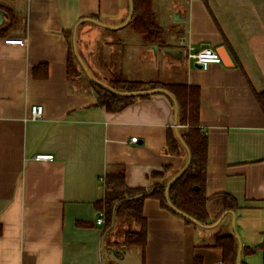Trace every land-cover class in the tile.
I'll use <instances>...</instances> for the list:
<instances>
[{
	"label": "crops",
	"instance_id": "obj_1",
	"mask_svg": "<svg viewBox=\"0 0 264 264\" xmlns=\"http://www.w3.org/2000/svg\"><path fill=\"white\" fill-rule=\"evenodd\" d=\"M0 5L14 17L0 35V264H193L194 257L220 264L221 251L206 245L217 228L236 235L238 264H264V111L254 95L264 90V0H151L163 30L159 44L144 43L128 23L119 26L129 0ZM73 29L84 65L78 62L77 76L67 72L73 37L66 33ZM102 31L114 37L93 50ZM205 45L224 53L225 63L203 69L187 57ZM113 78L199 87L205 193L237 201L234 210H223L221 199L211 198L207 224L200 225L144 198L143 255L139 247L114 254L121 222L106 229L95 206L104 175L121 165L128 187L150 190L171 181L187 154L166 149L167 130L178 127L167 93L145 94L118 111L97 104L93 81ZM34 104L43 107L38 120L30 119ZM36 152L54 158L35 162Z\"/></svg>",
	"mask_w": 264,
	"mask_h": 264
},
{
	"label": "trees",
	"instance_id": "obj_2",
	"mask_svg": "<svg viewBox=\"0 0 264 264\" xmlns=\"http://www.w3.org/2000/svg\"><path fill=\"white\" fill-rule=\"evenodd\" d=\"M132 16L128 25L139 34L146 44H159L163 33L162 28L154 21L151 9V0H131ZM6 11L8 21L0 24V35H5L13 24V13L8 7L0 5ZM74 29L68 31L67 37L72 38ZM69 38V39H70ZM67 72L71 76L79 75L78 61L74 55L72 42H70ZM80 66V64H79ZM35 70V69H34ZM34 75H37L34 72ZM43 77L46 76L44 66ZM92 87L97 96V104L108 111H118L128 105L140 95H120L111 91H140L147 89L163 88L174 100L176 107L177 133L169 128L166 132V149L169 154H189L187 168L171 182L153 186L150 190L131 188L124 182V168L121 165L110 167L104 175V194L95 203L96 209L103 213L106 229L113 222L129 220L137 228L126 230L121 241H114L117 254H122L125 249L139 247L142 255L146 241V220L142 215V201L146 197L157 198L163 207H167L181 215L186 222L206 225L209 219L208 201L211 198H220L223 210H234L237 201L226 193L206 196V158L207 137L199 126V87L187 83H161L158 81H137L125 78H113L108 84L102 85L93 81ZM108 87V88H107ZM256 100L264 111V90L254 91ZM1 229V228H0ZM213 241L206 244L221 251V263L238 264L239 243L234 233H221L214 230ZM1 232V231H0ZM256 248H245L246 253H252ZM199 257H194L193 264H201Z\"/></svg>",
	"mask_w": 264,
	"mask_h": 264
},
{
	"label": "built area",
	"instance_id": "obj_3",
	"mask_svg": "<svg viewBox=\"0 0 264 264\" xmlns=\"http://www.w3.org/2000/svg\"><path fill=\"white\" fill-rule=\"evenodd\" d=\"M187 57L199 64L203 69H206L211 64H219L222 62L221 55L212 47L206 46L197 50H189ZM43 107L41 104H34L30 107V119H37L41 116ZM137 137H131L130 141H136ZM54 155L49 152H36L33 154L32 159L36 161H51ZM103 222L102 214L99 213L96 223L100 224ZM220 264H223L220 262Z\"/></svg>",
	"mask_w": 264,
	"mask_h": 264
},
{
	"label": "water",
	"instance_id": "obj_4",
	"mask_svg": "<svg viewBox=\"0 0 264 264\" xmlns=\"http://www.w3.org/2000/svg\"><path fill=\"white\" fill-rule=\"evenodd\" d=\"M132 2H131V0H129V14H128V17H127V19L124 21L125 23H122L121 25H119V26H122V25H124V24H126V23H129V20L131 19V16H132ZM3 12L0 10V24L2 23V21H3ZM90 20L91 21H95L94 19H91L90 18ZM96 23H99V21H95ZM116 27V26H115ZM112 28H114V27H112ZM205 46H207V45H205ZM72 47H73V50H74V55H75V57H76V59L78 60V62L81 64V66L82 67H84V65H83V63H82V60L80 59V57H79V55H78V53H77V51H76V43H75V32L73 33V39H72ZM153 47L154 48H156V46L155 45H153ZM169 52H174V49H167ZM220 55H221V60H222V62L223 63H225V61H226V55H224V53H222V52H218ZM196 65L200 68V66H199V64H197L196 63ZM96 82V81H95ZM99 84H102V83H100V82H98ZM103 85V84H102ZM108 88V87H107ZM111 91H113V92H116V93H118V94H120V95H142V94H148V93H152V92H155V91H162V92H164V93H167L168 95H169V93L165 90V89H163V88H155V89H147V90H140V91H130V92H125V91H115V90H112L111 89ZM169 96H171V95H169ZM175 134L178 136V133H177V130L175 129ZM188 163H189V154L187 153V160H186V163H185V165L182 167V169H181V171H179L172 179H171V181L172 180H174L176 177H178L179 175H180V173H182L186 168H187V166H188ZM170 181V182H171ZM114 254H116V251H114Z\"/></svg>",
	"mask_w": 264,
	"mask_h": 264
},
{
	"label": "rangeland",
	"instance_id": "obj_5",
	"mask_svg": "<svg viewBox=\"0 0 264 264\" xmlns=\"http://www.w3.org/2000/svg\"><path fill=\"white\" fill-rule=\"evenodd\" d=\"M129 27V26H128ZM89 29H92V26L90 27L89 26ZM131 29V28H130ZM98 39L96 40V42L94 44H92L94 46L93 50L95 49V47L97 46V43H102V42H105L106 39H110V38H113L114 36L110 33V32H107V31H102L101 33L98 34ZM96 44V45H95ZM78 71H79V74L81 73V68L79 66V64L76 66ZM134 228H136V225L134 222L132 221H129V220H123L121 221V225H118L116 228H115V236L117 238H120L124 232L126 230H134Z\"/></svg>",
	"mask_w": 264,
	"mask_h": 264
}]
</instances>
